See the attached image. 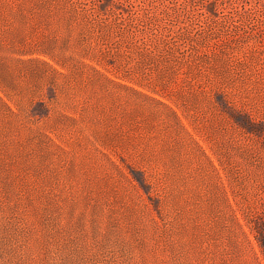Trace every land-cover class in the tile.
<instances>
[{"label": "rangeland", "instance_id": "374dc122", "mask_svg": "<svg viewBox=\"0 0 264 264\" xmlns=\"http://www.w3.org/2000/svg\"><path fill=\"white\" fill-rule=\"evenodd\" d=\"M0 264H264V0H0Z\"/></svg>", "mask_w": 264, "mask_h": 264}]
</instances>
